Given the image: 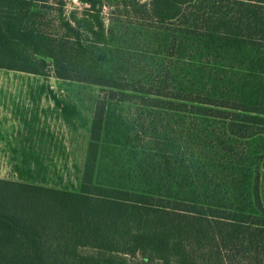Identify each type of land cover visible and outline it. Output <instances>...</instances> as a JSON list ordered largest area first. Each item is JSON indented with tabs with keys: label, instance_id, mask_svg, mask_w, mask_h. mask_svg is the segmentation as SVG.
Listing matches in <instances>:
<instances>
[{
	"label": "trees",
	"instance_id": "1",
	"mask_svg": "<svg viewBox=\"0 0 264 264\" xmlns=\"http://www.w3.org/2000/svg\"><path fill=\"white\" fill-rule=\"evenodd\" d=\"M42 2L0 0V69L38 73L19 45L47 40L38 25L41 16L33 13ZM82 2L93 9L100 4ZM137 5L140 13L150 11L162 22L178 20L179 31L172 33L178 53L197 66L214 59L216 72L194 82L193 70L200 67L187 68L184 76L188 71L190 79L181 83L172 77L173 69L136 82L65 70L58 76L107 87L110 101L135 98L178 117L168 134L179 133L180 148L202 153L180 159L182 174L168 176L166 150L172 154L175 147L167 142L158 158L159 173L154 167L152 174L131 181L96 178L109 102L99 101L79 190L0 179V264H264V179L250 164L246 174L238 157L243 156L241 142L252 145L264 135V0ZM221 130L227 140L217 138Z\"/></svg>",
	"mask_w": 264,
	"mask_h": 264
},
{
	"label": "rangeland",
	"instance_id": "2",
	"mask_svg": "<svg viewBox=\"0 0 264 264\" xmlns=\"http://www.w3.org/2000/svg\"><path fill=\"white\" fill-rule=\"evenodd\" d=\"M99 1L95 9L82 0L79 4L65 0L35 4L33 13L41 16L38 25L48 38L33 46L21 44L19 50L38 73L0 69V179L79 190L90 159L99 101L109 102L96 178L131 181L140 174H152L167 142L175 147L172 154L166 150L168 170L163 168V172L168 176L182 174L180 159H195L202 153L180 148L179 133L168 134L177 126L178 117L155 111L135 98L110 101L107 87L59 78L65 70L70 75L120 76L123 81L136 82L161 78V71L173 69L172 77L181 83L190 79L188 71L195 67H200V72L193 70L194 82H204L216 72L214 59L197 66L192 58L178 53L179 44L172 39V33L179 31L178 20L162 22L150 11L140 13L137 3L150 6L151 0ZM205 65L208 70L203 71ZM225 133L219 131L217 138L227 140ZM251 143H240L243 156L238 153V157L245 161L246 174L250 164L264 179V135ZM170 163H175L174 168H169Z\"/></svg>",
	"mask_w": 264,
	"mask_h": 264
},
{
	"label": "built area",
	"instance_id": "3",
	"mask_svg": "<svg viewBox=\"0 0 264 264\" xmlns=\"http://www.w3.org/2000/svg\"><path fill=\"white\" fill-rule=\"evenodd\" d=\"M65 1H72L73 3L79 4V0H65Z\"/></svg>",
	"mask_w": 264,
	"mask_h": 264
}]
</instances>
